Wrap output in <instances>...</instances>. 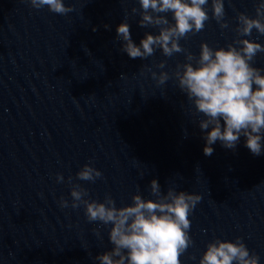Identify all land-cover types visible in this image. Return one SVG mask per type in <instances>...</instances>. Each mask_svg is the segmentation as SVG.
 Here are the masks:
<instances>
[{
  "label": "water",
  "instance_id": "water-1",
  "mask_svg": "<svg viewBox=\"0 0 264 264\" xmlns=\"http://www.w3.org/2000/svg\"><path fill=\"white\" fill-rule=\"evenodd\" d=\"M257 3L225 0L226 28L209 10L204 29L180 44L198 56L202 41L213 48L232 43L240 38L237 14L255 17ZM65 4L73 10L58 14L30 0H0V92L76 168L100 170L93 182L122 206L135 194L154 198L152 179L163 192L201 195L188 217L190 253L200 258L215 238L240 237L264 264V153L253 155L241 136L234 149L217 141L204 154L203 117L174 76L185 52L165 57L157 49L132 59L122 50L116 28L124 20L137 44L146 32H158L139 25V13L131 12L139 10L137 0ZM245 38L264 44L255 29ZM253 66L264 69V53ZM161 71L169 74L164 84L152 76Z\"/></svg>",
  "mask_w": 264,
  "mask_h": 264
},
{
  "label": "clouds",
  "instance_id": "clouds-1",
  "mask_svg": "<svg viewBox=\"0 0 264 264\" xmlns=\"http://www.w3.org/2000/svg\"><path fill=\"white\" fill-rule=\"evenodd\" d=\"M137 2L139 10L133 7L131 12L139 13V25L156 27L158 32H146L137 44L131 38L129 23L124 20L116 28L123 42L122 50L132 59L147 58L157 49L165 57L185 52V62L177 64L174 76L177 86L203 117L198 123L205 141L204 154L211 155L217 141L234 149L241 136L253 155L264 153V69L253 66L257 54L264 53V44L245 38L252 35L253 29L264 35V0H258L255 17L244 12L237 14L235 32L240 38L216 48L202 41L198 56L184 49L180 40L204 29L210 19L209 10L211 18L226 28L225 0ZM30 3L37 9L47 6L58 14L73 10L66 6L65 0H30ZM158 67L163 69L165 62L161 61ZM152 76L160 84L169 79L165 71L152 72ZM101 176L100 170L87 163L76 173L84 181H95ZM71 179L68 178L69 182ZM56 181L63 182L64 176L57 173ZM150 192L154 198L135 194L131 204L118 207L110 194L103 201L89 200L85 198L88 195L85 188L72 185L71 207L83 204L89 221L110 225L108 239L113 247L96 257L99 264H183L181 257L193 243L188 217L202 197L173 187L163 192L157 179L150 181ZM68 203L61 197V207H67ZM259 260L240 237L215 238L207 244L198 264H259Z\"/></svg>",
  "mask_w": 264,
  "mask_h": 264
}]
</instances>
